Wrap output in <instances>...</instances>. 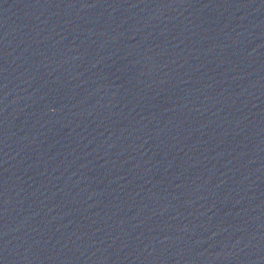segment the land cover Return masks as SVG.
<instances>
[{
	"label": "water",
	"instance_id": "95a60500",
	"mask_svg": "<svg viewBox=\"0 0 264 264\" xmlns=\"http://www.w3.org/2000/svg\"><path fill=\"white\" fill-rule=\"evenodd\" d=\"M0 264H264V0H0Z\"/></svg>",
	"mask_w": 264,
	"mask_h": 264
}]
</instances>
